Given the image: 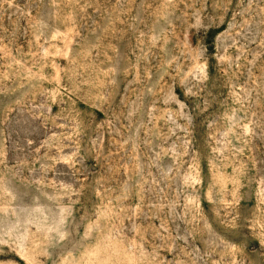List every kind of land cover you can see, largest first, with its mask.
<instances>
[{
	"label": "rangeland",
	"instance_id": "374dc122",
	"mask_svg": "<svg viewBox=\"0 0 264 264\" xmlns=\"http://www.w3.org/2000/svg\"><path fill=\"white\" fill-rule=\"evenodd\" d=\"M0 264H264V0H0Z\"/></svg>",
	"mask_w": 264,
	"mask_h": 264
}]
</instances>
